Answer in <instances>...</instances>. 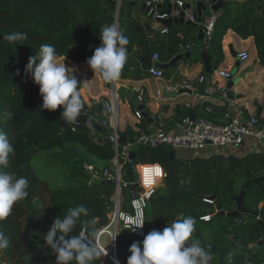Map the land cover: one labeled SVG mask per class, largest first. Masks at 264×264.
<instances>
[{
  "label": "trees",
  "instance_id": "obj_1",
  "mask_svg": "<svg viewBox=\"0 0 264 264\" xmlns=\"http://www.w3.org/2000/svg\"><path fill=\"white\" fill-rule=\"evenodd\" d=\"M116 1L0 0V117H4L6 112L12 113L10 118L0 121V130L7 133L9 142L15 149V154L9 155L8 166L2 170L14 173L17 177H26L29 182L28 196L16 202L11 215L0 221V231L4 232L10 242L9 246L2 250L9 264H55L56 257L50 254L44 234L56 216L62 219L68 209L83 205L88 210V215L81 216L70 235H79L84 227H87L91 235L108 224L109 214L115 208L112 198L116 184H109L107 180L99 183L96 181L90 185V174L84 168L86 163L91 162L85 160V155L90 154L107 163L99 166L98 163L91 162L96 168L115 169V150L109 145V138L104 137V142H98L89 136L88 131H72L71 124L65 122L60 115L62 106L54 111L42 109L39 86L33 82L31 75L25 72V65L31 55H38L40 45L45 43L55 46L57 56L66 57L75 63H87V59L100 44L102 27L116 24ZM170 28L168 26L170 34L163 38L161 47L156 48L160 59L165 62L184 53L181 45L186 44L176 36L178 31L172 32ZM119 30L128 38L132 49L144 53L148 45L153 56L154 44L150 43L142 23L127 16L122 6L119 13ZM229 30L235 31L244 39L254 37L259 64L264 66V3L259 9L257 0H229L216 24L211 48L207 50L213 70L225 59L223 38ZM13 33H27L28 38L15 42L4 39ZM160 36L161 34L158 35ZM139 65V60L127 52L124 67L136 68ZM165 73L163 72V75ZM143 74L150 75L145 71L121 72L123 77L136 80L147 77ZM86 110L93 114V107L90 108L84 101L83 111ZM224 110L217 108L215 114L206 117L216 123H224ZM186 116L190 115L185 112L181 119ZM86 127L88 130L92 129L90 125ZM134 150V161L127 160L125 156L119 158L124 182L134 184L138 181L139 176L134 170V165L137 164L160 163L166 171L164 185L158 187L151 199L147 213L148 221L153 219L162 230L167 226V222L172 223L174 219L189 215L195 217V234L202 246L213 255L211 264H225L223 260L228 253L221 251L223 249L218 242L206 241L197 228L200 222L213 221L215 217L208 222L201 217L215 215L216 206L199 199L198 196L214 195L224 210L233 211L236 203L232 196L244 188L248 179L264 176V149L260 146L258 150L247 155H234L235 159H231L222 147L216 148L208 154L192 159L191 166L176 159L177 150L146 146H139V149ZM171 151L175 153L173 158ZM44 154L45 160H51L56 168L64 172L62 182L58 185L43 179L35 169V159ZM184 176H188L190 180L189 188L185 190L181 186ZM164 186L166 188H162ZM129 189L130 187L124 188V210L131 209L132 197ZM261 204L263 207L259 218L251 215L232 218L235 222H241L244 232L250 236L249 240H242L250 245H257L255 248H245L234 241L244 250L232 251L235 252L233 264L264 261V244L258 245L264 238L260 224L261 220L264 221V181L261 184H253L245 198L246 208L250 211L259 209ZM204 206L206 211H202ZM250 216V223L243 220ZM226 219L227 217L221 220ZM134 241L140 240L128 230L120 231L117 237V254L123 264H126L127 257L131 254L128 249ZM102 262L103 257L94 260L92 264Z\"/></svg>",
  "mask_w": 264,
  "mask_h": 264
},
{
  "label": "clouds",
  "instance_id": "obj_2",
  "mask_svg": "<svg viewBox=\"0 0 264 264\" xmlns=\"http://www.w3.org/2000/svg\"><path fill=\"white\" fill-rule=\"evenodd\" d=\"M27 38V33H13L4 37L9 42ZM99 39L100 44L87 59V64L105 81H115L127 62L125 46L129 43L128 38L115 24H111L102 27ZM64 61L65 57L63 62L58 59L54 45L41 44L38 55L28 58L25 72L39 86L41 108L54 111L62 106L60 115L65 122L74 124L82 114L84 101L74 69L67 67ZM11 116L12 113L6 112L4 117H0V121ZM259 135L264 136V133ZM10 154L14 155L15 149L9 142L7 133L0 130V221L11 215L16 202L28 196L27 178L2 170L8 166ZM140 176L142 185L151 190L162 179L163 171L159 165L144 166ZM150 194L149 191L148 195ZM82 215H88V210L83 205L72 207L62 219L56 216L44 234L50 254L56 257L55 264H92L94 260L105 256V249L86 238L84 233L70 235ZM144 222L139 218L128 221L133 232L142 229ZM195 231L196 218L191 215L174 219L162 230L153 229L142 241L131 243L128 249L131 254L127 257L126 264H211L213 255L202 246L199 239L193 237ZM91 236L97 237V233L92 232ZM116 238L117 235L113 233L112 241ZM9 243L4 232L0 231V251L6 249ZM234 255L235 252L228 253L227 264H233Z\"/></svg>",
  "mask_w": 264,
  "mask_h": 264
},
{
  "label": "crops",
  "instance_id": "obj_3",
  "mask_svg": "<svg viewBox=\"0 0 264 264\" xmlns=\"http://www.w3.org/2000/svg\"><path fill=\"white\" fill-rule=\"evenodd\" d=\"M123 1L124 0H121L120 7L116 5L117 19L115 25L118 27V29L119 13ZM263 3L264 0L261 2V8ZM192 4V9L187 12V19L189 14L193 15L192 12L197 9V0H193ZM224 7L220 9L222 10V13ZM127 8H129V3ZM127 8L125 9V13ZM133 12L137 13V9L133 8ZM174 14L177 15L176 12H174ZM206 16L208 17L207 12L203 11V17ZM153 24L155 26L161 27L155 37L151 38L147 35L150 43L154 44V56L155 54H159L156 50L161 47L163 38L167 37L170 33H162L161 29L167 27L162 23L153 21ZM169 28L172 32L178 31L176 36L182 41L186 42L185 45H181L182 50H184L183 54L189 52L192 54L190 57H184L183 60L178 62L176 66L172 67L173 69H168L163 78H156L150 74L144 79L136 80L120 75L118 78V87H120L119 90L131 92L132 96H135L136 98L133 99L132 96L119 93L120 99L118 103L117 117V127L119 134L132 136L138 128H144L148 131H155L156 125L154 120L160 115L168 121L175 123L178 122L182 116H185V112H187V114L190 116L194 114V116L197 118H207L206 115L215 114L217 108L225 109L223 100L220 98V87L227 86V78L220 76L219 71H229L230 73L236 71L234 79L243 77L239 81V84L232 90L234 98H229L234 103L236 111L240 109L244 112L243 116L245 118L256 115L258 107L264 102V66L259 64L254 37L251 36L247 39H244L235 31L229 30L223 38L225 59L220 64V66L217 69H214L213 73L209 75L206 73L205 63L202 58V52L207 50L204 47L203 40L200 39L201 26H195L194 22L192 25L174 23L172 26H169ZM159 34H161L160 37H158ZM242 52H249L250 58L244 61L240 60V62H238L237 58ZM237 54L238 57L236 58ZM63 58L64 57L58 56V59L61 62H63ZM160 60L163 61L162 59ZM64 63L67 67L74 69V75L76 77L85 75L84 81H78L81 84L79 91L81 92L82 98L89 105V107L103 108V101L107 100L111 96L110 87L105 84L103 77L95 73L87 63H75L66 57ZM84 68L86 71H84ZM124 68L125 67H123L121 72L125 71ZM81 70L83 71L81 72ZM201 76H205L206 79L199 86V91L192 92V90L184 88L186 81H197ZM208 78H210L209 83L211 84V88H208ZM132 85H140L143 87L147 93V96L155 95V92L159 86L162 88L163 95L158 98V100L148 99L147 104H145L146 109L149 111L150 117L144 116V118L141 120L136 117L135 108H137L139 104L136 94L131 91ZM164 89L166 92H179L184 89L190 91L177 93L175 96H166L164 94ZM187 103L193 104L195 106H188ZM208 106L212 107V112L206 110ZM129 107H131V110ZM93 115L96 117V115L99 114L93 113ZM261 116L264 117V112ZM103 122H106V120L104 119ZM109 128H111V126ZM112 131L113 130L111 129V132ZM260 146L261 145H259L253 138H248L246 142L239 148H222L227 156H229L231 159H235L234 155H247L248 153L258 150V147ZM263 147L264 146H261L262 150ZM202 154H208V152H202L201 155ZM150 222L151 228L155 224L158 225L153 221V219H150ZM104 241L106 245L109 244L107 237L104 238ZM120 261L123 264L121 259ZM103 262H105L104 257Z\"/></svg>",
  "mask_w": 264,
  "mask_h": 264
},
{
  "label": "built area",
  "instance_id": "obj_4",
  "mask_svg": "<svg viewBox=\"0 0 264 264\" xmlns=\"http://www.w3.org/2000/svg\"><path fill=\"white\" fill-rule=\"evenodd\" d=\"M165 0H148V5L150 6V12H155V18H164L166 15H159L157 6L163 3ZM177 2V4L182 7L184 6L185 0H172ZM220 0H205L204 4L209 9L210 13L204 23V47L206 50L211 48V43L214 37L216 24L222 16V10H215L214 6ZM121 0H119L118 6L120 7ZM188 19L196 23L197 19L193 15L189 14ZM162 33H168V27L161 29ZM241 60H247L250 58L249 52H242L239 54ZM153 60H160L159 54L153 56ZM152 76L156 78H163V71L157 70L154 66L148 71ZM100 75L99 73H97ZM220 76L228 78L230 76L229 71H219ZM206 77L201 76L197 81H186L184 88L192 90V92L199 91V86L205 81ZM105 84L110 87L111 96L107 100L103 101V107H106L110 112L111 118V129L113 130L109 135V140L113 144L115 150L114 164L115 169L110 170L109 168H96L92 163H86L84 165L85 170L90 174L89 184L94 182H101L107 180H117L116 191L113 196V201L115 203L114 210L109 214V222L106 226L99 228L96 233L97 237H92L89 234L87 227H84L80 233H84L85 237L92 239L94 242L98 243L102 248L105 249V262L102 264H122L120 258L117 254V238L112 241V234L115 233L118 237L121 230L125 229L130 231L132 234L144 238V236L153 229L160 230L158 225H154L151 229L147 225V210L150 206L151 199L156 193L160 183H162L166 177V171L160 163H142L134 165V170L137 172L139 178L136 183L142 188V191H138L135 188H130L131 194V209H122L123 188L129 187L130 183L124 182L122 180L121 168L119 163L120 156H125L127 160L129 159L128 154H124L120 151L122 146L120 142V137L122 135L118 132L117 127V117H118V103L120 99V87H118V79L115 81H105ZM131 91L136 94L138 104H147L148 99L158 100L163 93L162 88L159 86L155 92V95L147 96V93L143 87L140 85H132ZM221 99L225 106L223 113L224 123H216L208 118L200 117L193 119L191 116H186L180 119L178 122H171L165 119L163 116H158L154 123L156 125L155 131H148L144 128H138L132 136H128L127 144L124 147L134 150L136 145L146 146L149 148H159L161 146H171L173 150H186L192 152V158L199 157L202 152L207 149H215L221 147H233L239 148L242 146L248 138H253L259 145L264 146V136L259 135L264 133V117L253 115L249 118H245L244 112L242 110H237L234 103L228 96V89L226 86L220 87ZM188 106H195L193 104L187 103ZM207 111L212 112V107H207ZM91 111H83V114H92ZM93 115V114H92ZM136 117L141 120L144 118L143 111L138 107L135 108ZM81 117V116H80ZM77 120L76 123L71 124L70 128L72 131L76 132L81 127H83V122L81 118ZM129 139L131 141H129ZM264 149V147H263ZM135 151V150H134ZM132 162V161H131ZM159 165L163 171V177L157 182L156 185L152 187L151 190L145 188L141 180V170L144 166H155ZM133 184V183H131ZM135 184V183H134ZM149 191L151 192L148 195ZM204 201L214 204L215 200L206 197ZM217 212V209H216ZM214 214H208L201 217L204 221H211ZM142 219L144 226L142 229H136L135 232L131 231L132 226L128 223L130 220ZM107 237L109 244L104 243V238ZM245 264H264V261L257 263L254 261H248Z\"/></svg>",
  "mask_w": 264,
  "mask_h": 264
},
{
  "label": "water",
  "instance_id": "obj_5",
  "mask_svg": "<svg viewBox=\"0 0 264 264\" xmlns=\"http://www.w3.org/2000/svg\"><path fill=\"white\" fill-rule=\"evenodd\" d=\"M129 8H127L126 13L128 16H131L137 20H139L147 35L151 38L155 37V35L157 34V32L160 30V26H155L153 24V21L157 22V23H162L165 26H172L174 23H182V24H187V25H192L193 22L189 19H187V12L189 10L192 9V1L193 0H185L184 6L180 7L177 2H173L172 0H165L163 3L159 4L157 6V10H158V14L159 15H166L164 18H155V12L152 11L150 12V6L148 5V0H129ZM205 0H197V9L194 10L193 13V17L195 19H197V22L194 23L195 26L200 25L201 26V32H200V39L203 40L204 38V23L206 22V17H203V11L207 12V15L210 13V11L208 10L207 6L204 4ZM261 2L262 0H258V7L259 9L261 8ZM119 0L116 1L114 4L118 6ZM228 3V0H220L217 4H215L214 9L215 10H219L222 9L226 4ZM133 8L137 9V13L133 12ZM208 10V11H207ZM174 12L177 13V15L174 14ZM127 52L129 54H133L140 62V65L134 69L129 68V67H125L124 70L126 72H133V73H138V72H147L149 71L153 66L155 69L157 70H161L163 72H166L168 69L176 66L178 64V62H180L181 60H183L184 57H190L191 56V52L183 54L180 53L178 55H176L174 58H172L169 62H164L161 60H153V56L149 51L148 45L146 46L145 52L144 53H140L137 52L135 49H132L129 44H127L126 46ZM238 57V54L236 55V58ZM202 58L204 60L205 63V70L206 73L211 75L213 73V67H212V63H211V58H210V54L207 51L202 52ZM240 58H237V61L240 62ZM236 71L231 73L230 76L227 78V89H228V96L233 99L234 96L232 94V90L235 88V86H237L239 84V81L241 80V78H237L234 79V75H235ZM209 77V76H208ZM209 79L208 78V88H211V84L209 83ZM78 87H81L80 82H78ZM190 90L184 89L181 90L179 92H166V90L164 89V94L166 96H175L177 95V93H182V92H187ZM120 93L122 94H127L129 96H132L131 92H126L124 90H120ZM133 99H135V96H132ZM138 108L140 110L143 111V115L145 117H150L149 111L146 109V105L145 104H139ZM264 112V103L261 104L258 107L257 116H261ZM93 113L94 114H100L102 116H104L106 118V122L100 121L98 120L94 115L92 114H83L81 115V120L84 124L83 127L80 128V132H87L88 128L86 127L87 125H90L92 128H94V130L89 133V136L98 141V142H104V138L99 137L96 131H106L108 127L111 126V118H110V112L108 111V109L106 107L103 108H93ZM193 119H195L196 117L194 115L191 116ZM129 141H131L129 139ZM120 142L122 144V146L120 147V151L124 154H128L129 155V159L130 161H134L135 157H136V152L134 150H130L127 147H124L123 145L127 144L128 142V136L127 135H122L120 137ZM111 147H113V144L110 143L109 144ZM174 151H171V156L172 158L174 157ZM264 181V176L256 178V179H248L245 183L244 188H242L240 190V192L237 195H233L232 198L234 200V202L236 203V208L231 211V212H227L226 210H224L222 208V205L220 204V202L217 200L216 196L214 195H210V196H205V195H199L198 198L201 200H204L206 197H209L213 200H215V206L217 209L216 214L214 215L215 218H220V217H236L239 215H253L259 218L260 216V210L263 207V204L260 205V208L254 211H250L249 209L246 208L245 205V198L248 194L249 189L252 187L253 184L255 183H259L261 184ZM118 181L117 180H108L107 183L109 184H116ZM105 183V182H103ZM163 183H160V186H163ZM130 188H135L138 191H142L141 186L139 185V183H135V184H130L129 185ZM260 224L263 227V232H264V221L261 220ZM133 236L142 241L143 238H140L136 235L133 234ZM231 238L238 243L239 245L245 247V248H255L257 247V245H250L249 243L243 242L242 240H240L239 238H237L236 236H231ZM264 244V238L262 240H260L258 245H263ZM0 264H9V262L6 260L5 255L2 251H0Z\"/></svg>",
  "mask_w": 264,
  "mask_h": 264
},
{
  "label": "rangeland",
  "instance_id": "obj_6",
  "mask_svg": "<svg viewBox=\"0 0 264 264\" xmlns=\"http://www.w3.org/2000/svg\"><path fill=\"white\" fill-rule=\"evenodd\" d=\"M128 3H129V1L124 0L122 7L124 9H126L128 7ZM82 71L83 70H81V72ZM84 71H86L85 68H84ZM143 75L147 76V74H143ZM84 76L77 77V80L81 81V82L84 81ZM85 82H86V80H85ZM129 108L131 110V107H129ZM101 116L102 115H100V114L96 115L97 119L102 120V121H104V119L106 120L105 117L102 116L104 118L103 119ZM93 130H94V128L88 130V134L91 133ZM95 132L99 137H102V138L107 137L108 138L109 135L111 134V128L108 127L106 131H96L95 130ZM161 147H166L169 150H173L171 146H161ZM134 148L139 149V146L136 145ZM224 148H228V147H224ZM211 151H212V149L205 150V152H208V153H210ZM217 151H219V150H217ZM82 153L85 155L84 151ZM191 155L192 154L189 151H184V150H177L176 151V159L181 163L188 164L189 166H191V161H192V159H194V158H192ZM85 156H86L85 160H87V162L91 161L95 164L98 163L99 166H104L105 164H107L105 161H99L93 155L86 154ZM45 159H46L45 154L43 156L39 157L38 159H35L34 163H35L36 171L38 172V174L43 179H46V181H48L49 183H52L55 185L60 184L62 182L64 172H62L61 169L56 168L55 164L51 160H49V159L45 160ZM50 163H52V164H50ZM189 182H190V180H189L188 176L182 177L181 186L184 190L189 188ZM162 188H166V187L164 186ZM123 193H124V188H123ZM206 210H207L206 206L202 207V211H206ZM147 213H148V210H147ZM251 216H253V215H251ZM251 216L248 219L245 217L243 220L250 223L252 221ZM223 218H225V217L214 218L213 221L209 222V223L200 222L197 225V228L206 241H208L209 243L210 242H218L223 249L221 251L224 253H229L230 251H233L234 249L235 250L236 249L244 250V248L237 246V244L231 238V236H237L240 240H242V239L249 240L250 239V236L248 235V233L244 232V230H243V224L239 221H237V222L233 221L232 218H230V217H227L226 220H221ZM168 223L170 224V222H167V224ZM147 225L149 228H151V222L148 221V218H147ZM159 228L161 230L160 226H159ZM195 232L193 233V237L198 239V236L195 234ZM104 243H105V241H104ZM226 257L227 256H225V258ZM218 260L222 261L220 258H218ZM223 261L225 264H227L226 259Z\"/></svg>",
  "mask_w": 264,
  "mask_h": 264
}]
</instances>
